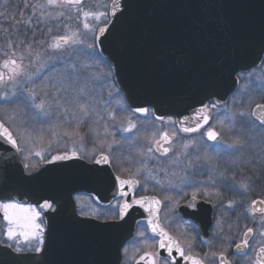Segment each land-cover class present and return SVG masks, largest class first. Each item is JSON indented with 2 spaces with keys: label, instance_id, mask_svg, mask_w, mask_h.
I'll list each match as a JSON object with an SVG mask.
<instances>
[{
  "label": "snow or ice",
  "instance_id": "1",
  "mask_svg": "<svg viewBox=\"0 0 264 264\" xmlns=\"http://www.w3.org/2000/svg\"><path fill=\"white\" fill-rule=\"evenodd\" d=\"M110 3L99 5L100 11L86 7L85 0H0V145H10L25 161L32 156L44 161V152L66 137L71 150L52 155L48 163L118 165L115 211L94 208L79 215L120 227L135 209L146 212L147 227L137 232L144 252L135 260L141 249H133L135 264H177V255L184 264H264V199L248 197L259 178L255 173L264 170V77L229 101L208 98L180 119L154 112L153 121L134 119L148 117L150 109H128L119 100L118 113L111 107L112 92L109 101L96 94L99 76L92 62L97 45L110 34L108 26H115L112 18L123 13L121 0ZM89 141L91 154L85 151ZM246 168L253 175H243ZM149 182L162 198H137L136 189L143 183L147 191ZM201 204L218 209L211 238H200L207 248L202 255L193 254L199 233L178 213L183 208L195 215ZM56 212L47 198L36 205L0 201V246L34 254L40 258L35 264H45L46 214ZM121 252L120 264H128V247Z\"/></svg>",
  "mask_w": 264,
  "mask_h": 264
},
{
  "label": "water",
  "instance_id": "2",
  "mask_svg": "<svg viewBox=\"0 0 264 264\" xmlns=\"http://www.w3.org/2000/svg\"><path fill=\"white\" fill-rule=\"evenodd\" d=\"M121 4L123 13L112 18L115 26H108L110 34L97 46L129 109L143 106L173 119L190 116L208 98L228 101L240 85L238 75L264 61V0H121ZM47 161L36 169L26 168L21 154L0 145V201L55 202L57 212L46 214L45 264H120L121 249L134 238L147 213L135 209L120 227L79 216L76 194H93L106 205L113 202L112 167L79 159ZM2 220L0 214V228ZM193 220L207 238L211 219L207 224ZM39 259L0 246V264H35ZM176 260L184 264L178 255Z\"/></svg>",
  "mask_w": 264,
  "mask_h": 264
},
{
  "label": "flooded vegetation",
  "instance_id": "3",
  "mask_svg": "<svg viewBox=\"0 0 264 264\" xmlns=\"http://www.w3.org/2000/svg\"><path fill=\"white\" fill-rule=\"evenodd\" d=\"M105 3L108 4L109 8L111 7L110 0H85L86 7H91L93 10L103 11L104 9L102 7H98V6L99 5H102V4H105ZM69 23H72L73 25H75V21H70ZM100 26H104V25L101 24ZM81 28H82V24H81ZM92 60L97 61V62L102 61V65L105 66L106 68L110 69V71L112 72V69H111L110 65L106 62V60L100 54V52L98 50V46L96 48L95 55L92 57ZM100 64H101V62H100ZM263 66H264V61H263L262 65L259 68L252 69V70H250L249 72H246V73H240L238 75V78H239V81H240V85H239L238 89L236 90V92L232 96H234L237 92H239L242 89V87L244 85L243 77H246L247 75L251 74L252 72L261 69ZM231 97L229 98V100L231 99ZM152 113L153 112L150 110V113H149V116L148 117H140V116H138L136 114L135 119L138 118L141 121H143V120L153 121ZM156 123H159V122H156ZM148 127L151 128V125L149 124ZM179 135L180 136H184L185 134L179 133ZM91 150H92V146H90V142L86 143V145H85V151L88 152L89 154H91ZM62 153L63 152H57V153H54L53 155L62 154ZM21 157H22V160L24 162L30 164L29 162H27V161L24 160V158H23L22 155H21ZM50 158L51 157H49L47 160H49ZM47 160H45V161H47ZM45 161H43V162H45ZM40 163H42V162H40ZM40 163H36V165H38ZM86 163H88V162H86ZM88 164H92V163H88ZM111 167H112V170L114 171V173L117 174L116 168L118 167V165L111 166ZM243 174H244V172H243ZM240 175H241V173L239 171H237V178H239ZM97 184L99 185V181L98 180H97ZM257 185L259 186V184H257ZM141 195H143V196H153V195H157V198H162V195L161 194H158V193H156V192L153 191L152 186H151V182L148 183L147 191H144L143 190V183H142V185L140 187H138L136 189V196H137V198H139V196H141ZM77 197H79V200H77ZM248 197H249V200H260V199H264V188L263 187H259V188H256V189L252 190L248 194ZM74 200L76 202V207H77L78 214L81 211L90 212L94 208L99 209L101 213H106L109 210L115 211V209H111V205L113 204V202L111 204H108V205L103 204V203L97 201L96 197L93 194H87V193H84V194H76V195H74ZM200 208H201L200 212L197 213V214H195V215L191 214L190 212L189 213L182 212V209L183 208H181L180 210H178V213H179V215H182L185 220L189 221V223L194 227L195 231L197 233H199V236L196 237V243L194 245L193 254L200 253L202 255L203 252L207 251V248L201 246L200 238L203 237V239H205V240H208V239L211 238V232H212V227L211 226H212V223H213V221L215 219V216L218 214V209H213L211 207V205H209V204H201L200 205ZM161 215L163 216V211H162ZM193 218L198 219L203 224H207L208 219H211L212 222H211V226H210V229H209V235H208L207 238L202 235L201 228H200V224L196 223L193 220ZM232 220H234V217H231L230 218V222ZM146 222H147V220H145V219H142V220H140L138 222L137 227H136V232H135L134 238L130 242H128L126 244V246H125V247H128V249H129L128 264H135V260H138L139 259V256L140 255H143L144 250L143 251H139L138 253H135V260L132 259L133 249L135 247H137L136 242H138L137 232L138 231H141V230H143V229H145L147 227V223ZM3 226H4V221L2 220V226H1V228ZM250 226H252L254 228L255 227H258L257 225H250ZM241 229H242V225H241ZM149 235H151V234L149 233ZM234 246L235 245L233 244V250H234ZM216 250H218V249H216ZM233 250H230V254L233 253ZM249 253L251 255V250H249ZM122 259H124L123 255H122ZM236 264H239V261H237ZM249 264H251V262H249Z\"/></svg>",
  "mask_w": 264,
  "mask_h": 264
},
{
  "label": "rangeland",
  "instance_id": "4",
  "mask_svg": "<svg viewBox=\"0 0 264 264\" xmlns=\"http://www.w3.org/2000/svg\"><path fill=\"white\" fill-rule=\"evenodd\" d=\"M92 62L95 65H97V68L95 70L97 72V75L99 76V80L97 82V87H96V94L102 95L104 101H109L108 93L112 92L115 95V99H112L111 107L115 108L117 110V112L119 113L120 109H119V106L117 104V100H119L125 106H127V105H126L124 99H122V97L119 93V90L117 89V87L114 83L112 73H111L110 77H106L105 74H107L110 70L102 65V61H100L101 64H100V62H97L94 60H92ZM261 77H264V66L261 69L254 71L251 74L247 75L246 77H243L244 85H243L242 89L245 87L246 84H249V82L251 83L252 87H255L259 83ZM254 100L256 102H260V97L258 95H256L254 97ZM134 119H135V117H134ZM165 127H167V125H165ZM90 146L93 147L91 142H90ZM44 148L47 149V142H45ZM71 148H72L71 141H68L67 138L65 137L63 142H61L59 144L53 143L51 150L44 152L45 160H47L49 157H51L54 153L64 152L66 150L70 151ZM27 162L36 164V163H40L43 161H41L40 157L32 156L31 160L27 161ZM243 175H245V176L253 175V173H252L251 169L246 168L244 170ZM255 175H258L259 178L256 179L255 184L253 185V190L256 188H259V187L264 188V170H258L257 173H255ZM237 179H239V178H237ZM257 184H259V186ZM136 244H137V247H140V249H141L140 251L144 250L142 245L139 242H136Z\"/></svg>",
  "mask_w": 264,
  "mask_h": 264
},
{
  "label": "trees",
  "instance_id": "5",
  "mask_svg": "<svg viewBox=\"0 0 264 264\" xmlns=\"http://www.w3.org/2000/svg\"><path fill=\"white\" fill-rule=\"evenodd\" d=\"M110 70V69H109ZM120 93V92H119ZM120 95H121V93H120ZM121 97H122V95H121ZM122 99H123V97H122ZM127 107V106H126ZM128 108V107H127Z\"/></svg>",
  "mask_w": 264,
  "mask_h": 264
}]
</instances>
